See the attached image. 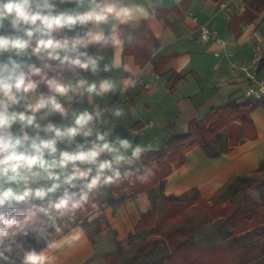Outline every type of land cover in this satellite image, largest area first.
<instances>
[{
	"label": "clouds",
	"instance_id": "9594fccd",
	"mask_svg": "<svg viewBox=\"0 0 264 264\" xmlns=\"http://www.w3.org/2000/svg\"><path fill=\"white\" fill-rule=\"evenodd\" d=\"M162 7L0 0V264H55L50 253L84 238L80 217L101 189L154 174L153 162H142L148 149L110 126L109 113L119 119L123 109L93 100L137 86L126 51L144 43Z\"/></svg>",
	"mask_w": 264,
	"mask_h": 264
},
{
	"label": "crops",
	"instance_id": "0c3cea01",
	"mask_svg": "<svg viewBox=\"0 0 264 264\" xmlns=\"http://www.w3.org/2000/svg\"><path fill=\"white\" fill-rule=\"evenodd\" d=\"M253 1L163 0L164 7L159 9L148 35L141 37L144 43L126 51L137 75L143 70V76L149 79L155 72L158 80L151 87L133 89L128 100L120 104H116L122 93L119 88L116 94L94 98L93 103L101 107L123 109L124 115L119 119H113L109 113L110 126L152 152L171 136L188 133L190 121L200 120L210 109L223 107L228 101L254 102L248 97L253 85L232 71L225 57L213 55L217 46L197 41V28L204 25L226 41V49L233 52L231 62L247 60L255 44H260L264 52V11L252 22L239 21L246 5ZM106 55L110 58L111 51ZM171 73L180 77L172 90L168 87ZM112 75L119 81L124 74ZM259 77L264 81V67ZM81 106L89 107L87 102ZM250 118L254 138L229 146L227 131L220 132L213 138L217 146H222L219 156L211 158L199 147L191 149L183 165L170 172L154 196L162 193L166 197L181 198L193 192L209 202L237 176L258 172L264 165V108H255ZM133 131L137 133L135 137L131 136ZM113 188L101 189L95 195L99 201L97 207L81 215L86 232L81 242L72 249L50 253L57 257L55 264H104V257L114 250L115 241L124 239L142 215L154 208V197L142 191L127 197L113 210L108 204L110 199L117 198ZM127 190L124 188L121 193ZM88 217H94L91 224ZM90 227L97 229L92 232ZM30 243L41 247L36 241Z\"/></svg>",
	"mask_w": 264,
	"mask_h": 264
},
{
	"label": "trees",
	"instance_id": "16d2710c",
	"mask_svg": "<svg viewBox=\"0 0 264 264\" xmlns=\"http://www.w3.org/2000/svg\"><path fill=\"white\" fill-rule=\"evenodd\" d=\"M264 11V2L255 0L246 5V9L239 21L252 22L257 19ZM264 67L262 60L258 74ZM180 77L171 73L168 87L172 90ZM258 107L264 108V98L254 102L237 103L228 101L223 107L210 109L200 120H193L189 123L188 133L171 136L157 151L147 152L142 157V162L147 164L153 162V175L147 182L129 184L125 181L120 186H114L113 191L116 193V199H110L109 205L115 210L119 204L127 197L133 196L139 192H146L154 197L156 188L161 189L162 182L174 169L179 168L185 162L187 153L199 147L211 158L220 155L221 151L213 141L221 131L225 130L228 134L229 146L237 145L241 140H250L255 137V129L250 118V113ZM238 124V126H235ZM250 183V179H244ZM264 183V182H263ZM252 184L248 188H253ZM128 189L127 193H121L122 189ZM231 185H228V189ZM161 191V190H160ZM161 193V192H160ZM162 194V193H161ZM163 201L173 202L178 197H166L162 194ZM97 202L98 199L95 197ZM237 203L224 198L211 207L209 213L212 218H220L218 231L225 233L222 241L209 247L199 249L193 237H183L182 234L173 232L172 247L168 253L162 255L157 260L148 264H245L250 259V248L237 245L233 249V241L239 239H259L264 237V212L260 211L258 215L238 218L236 215ZM172 210V208H171ZM170 210V207H162V216L159 221L155 222L153 210L142 215L137 228H149L159 231L161 226L169 219L176 217L179 213L177 210ZM228 240H232L231 245H226ZM143 248L134 249L126 252L120 241H115V251L105 255V264H131L139 259V254ZM230 251L231 256H229ZM132 254V255H131Z\"/></svg>",
	"mask_w": 264,
	"mask_h": 264
},
{
	"label": "rangeland",
	"instance_id": "374dc122",
	"mask_svg": "<svg viewBox=\"0 0 264 264\" xmlns=\"http://www.w3.org/2000/svg\"><path fill=\"white\" fill-rule=\"evenodd\" d=\"M225 131V130H223ZM222 132V131H221ZM225 145V144H224ZM226 146V145H225ZM224 146V147H225ZM222 146L218 145V149ZM250 179V183L244 181ZM264 165L259 168L258 172L252 173L250 176H237L227 185H231L228 189L227 185L216 195L211 201H204L196 193L191 192L173 202L162 200L161 194L154 196L153 218L155 222L159 221L162 214V207H170V210L179 211L178 215L165 222L159 231L149 228H137L136 226L128 230V235L120 240L126 252L134 249H141L139 259L131 264H148L157 260L162 255L169 252L172 247L173 232L182 234L183 237H193L195 245L202 249L211 245L218 244L222 241L225 233L219 232L220 218H212L209 213V207L214 203L228 198L237 203L238 207L236 215L238 218L258 215L260 211L264 212ZM252 184L253 188H248ZM157 190V189H156ZM171 210V211H172ZM86 214V213H85ZM162 216V215H161ZM92 229L94 232L97 228ZM232 240H228L226 245H231ZM250 248V259L245 264H264V237L259 239H239L233 241V249L237 245ZM115 251V246L114 250ZM229 256H231L230 251ZM132 255V254H131ZM106 258L104 257V264Z\"/></svg>",
	"mask_w": 264,
	"mask_h": 264
},
{
	"label": "built area",
	"instance_id": "2783aa9c",
	"mask_svg": "<svg viewBox=\"0 0 264 264\" xmlns=\"http://www.w3.org/2000/svg\"><path fill=\"white\" fill-rule=\"evenodd\" d=\"M193 22L196 21V17L192 18ZM197 41L200 43L212 42L217 46V49L213 52V55L217 58L221 56L225 57L229 61V67L232 71L240 73L243 78L253 85L248 91V97L258 101L264 98V81L259 77L258 69L264 59L263 48L260 44L253 45L252 53L249 58L241 63L231 62L230 58L233 56L231 50L226 49V41L219 38L217 34L201 25L197 28ZM151 68V66L149 65ZM145 72L142 70L139 72L137 87H151L154 84V80H158V75L153 72L149 79H146L143 74ZM135 88H129L126 92H122L116 100V104H120L128 100L129 96L132 95V90ZM75 107H80L81 104H74Z\"/></svg>",
	"mask_w": 264,
	"mask_h": 264
}]
</instances>
